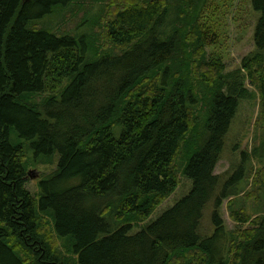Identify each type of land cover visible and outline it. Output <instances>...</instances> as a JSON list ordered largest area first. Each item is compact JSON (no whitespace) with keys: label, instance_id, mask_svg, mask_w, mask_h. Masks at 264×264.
<instances>
[{"label":"trees","instance_id":"1","mask_svg":"<svg viewBox=\"0 0 264 264\" xmlns=\"http://www.w3.org/2000/svg\"><path fill=\"white\" fill-rule=\"evenodd\" d=\"M77 1L0 0V264H264V214L230 201L229 230L239 175L215 174L241 101L257 93L264 122V0L241 69L255 93L208 60V0H109L87 32L39 25ZM181 154L191 192L134 233L178 189ZM54 164L33 194L30 166Z\"/></svg>","mask_w":264,"mask_h":264},{"label":"rangeland","instance_id":"2","mask_svg":"<svg viewBox=\"0 0 264 264\" xmlns=\"http://www.w3.org/2000/svg\"><path fill=\"white\" fill-rule=\"evenodd\" d=\"M108 2L109 0H104V2L78 0L73 5L76 8L71 7L67 11L59 10L53 15L47 16L39 25L42 28L60 29V33L87 32V23L81 24L86 14L88 13L87 19H101L102 21ZM78 7H82V9L78 10ZM258 17L259 14L253 9L251 0H208V6L201 17V25L204 31L211 36V41L206 48L208 60H222L225 65V75H234L240 70L242 74L236 80L242 81L251 93L256 91L250 85L246 72L241 69L243 60L256 52L254 32ZM91 21L92 19L89 20V22ZM98 31L99 26L95 27L93 33L96 34ZM259 114L260 98L257 93L249 101H241L236 117L226 136L221 158L215 169V174L220 176L225 183L239 175L236 182L237 190H235L237 194H232L229 191L232 197L225 200L220 209V214L229 230H234L237 227L229 212L230 201L235 202L233 205L235 208L243 207L252 220L264 214V190L257 191L259 185L254 184L259 171L264 168V151L261 150L260 155L253 156L254 149H263L264 122L261 121V126L257 128ZM183 156L184 154H181L175 163L179 171L180 185L178 189L156 208L151 217L142 224V227H135L134 233L154 223L164 212L175 206L191 192L193 183L183 175L185 167L183 164L187 163L185 159H182ZM248 158H250V162H248ZM241 166H243L242 171H240ZM55 169V164L30 166L27 188L36 194L40 180ZM257 193L260 198L257 197ZM212 216L213 205L210 203L204 213L200 229V233L204 237H211L215 232ZM250 224L251 222H249Z\"/></svg>","mask_w":264,"mask_h":264},{"label":"bare ground","instance_id":"3","mask_svg":"<svg viewBox=\"0 0 264 264\" xmlns=\"http://www.w3.org/2000/svg\"><path fill=\"white\" fill-rule=\"evenodd\" d=\"M54 35V34H53Z\"/></svg>","mask_w":264,"mask_h":264}]
</instances>
